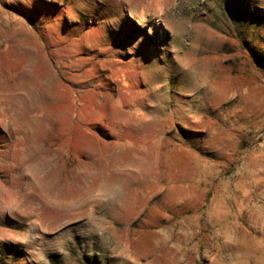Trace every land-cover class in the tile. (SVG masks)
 Returning a JSON list of instances; mask_svg holds the SVG:
<instances>
[{"label": "rangeland", "instance_id": "374dc122", "mask_svg": "<svg viewBox=\"0 0 264 264\" xmlns=\"http://www.w3.org/2000/svg\"><path fill=\"white\" fill-rule=\"evenodd\" d=\"M0 264H264V0H0Z\"/></svg>", "mask_w": 264, "mask_h": 264}, {"label": "bare ground", "instance_id": "6f19581e", "mask_svg": "<svg viewBox=\"0 0 264 264\" xmlns=\"http://www.w3.org/2000/svg\"><path fill=\"white\" fill-rule=\"evenodd\" d=\"M107 186H108V185H107ZM112 190H113V189H112V188H110V189H109V192H111ZM105 192H106V191H105Z\"/></svg>", "mask_w": 264, "mask_h": 264}]
</instances>
